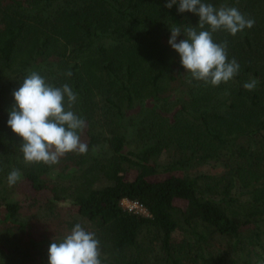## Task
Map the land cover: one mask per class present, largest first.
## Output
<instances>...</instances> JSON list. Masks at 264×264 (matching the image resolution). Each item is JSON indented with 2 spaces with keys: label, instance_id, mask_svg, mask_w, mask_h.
Returning <instances> with one entry per match:
<instances>
[{
  "label": "trees",
  "instance_id": "16d2710c",
  "mask_svg": "<svg viewBox=\"0 0 264 264\" xmlns=\"http://www.w3.org/2000/svg\"><path fill=\"white\" fill-rule=\"evenodd\" d=\"M168 2L0 0V264H48L51 241L77 223L95 233L102 264H264V0H202L255 21L235 36L212 34L239 64L219 86L183 80L179 54L160 44L170 27L181 28L179 41L199 23ZM31 72L77 94L72 110L86 121L85 154L66 153L54 165L25 162L7 120L13 91ZM164 77L186 84L173 102L159 97ZM252 79L258 83L248 91ZM145 89L150 114L136 131L138 145L124 151L121 106L130 108ZM204 166L215 173H200ZM13 169L21 180L9 186ZM15 186L51 214L69 201L73 216L59 223L54 213L48 234L38 231L11 198ZM123 198L148 217L123 210Z\"/></svg>",
  "mask_w": 264,
  "mask_h": 264
},
{
  "label": "clouds",
  "instance_id": "9594fccd",
  "mask_svg": "<svg viewBox=\"0 0 264 264\" xmlns=\"http://www.w3.org/2000/svg\"><path fill=\"white\" fill-rule=\"evenodd\" d=\"M177 4L180 13L190 12L199 17L198 26L185 28L186 38L179 42L181 28L170 27L168 43L179 54L186 73L212 86L232 80L239 72V64L234 58L228 60L227 42H214L212 34L224 30L235 36L245 28L251 29L254 19L246 18L235 7L222 5L216 8L202 0H169L165 7L171 9ZM205 25L210 30H204ZM67 75L71 76V72ZM257 83L252 79L243 87L252 91ZM12 95L15 106L9 112L7 126L22 138L20 149L25 162L54 165L66 153L87 152L88 146L81 142L79 134L86 121L72 110L77 94L68 84L56 87L39 73L31 72ZM20 180L18 169H13L7 176L9 186ZM100 256L95 233L77 223L63 239L51 241L48 264H102Z\"/></svg>",
  "mask_w": 264,
  "mask_h": 264
},
{
  "label": "rangeland",
  "instance_id": "374dc122",
  "mask_svg": "<svg viewBox=\"0 0 264 264\" xmlns=\"http://www.w3.org/2000/svg\"><path fill=\"white\" fill-rule=\"evenodd\" d=\"M170 38H160V44L163 45L168 51L171 53H175V51L171 48L168 41ZM177 42H179L177 40ZM175 76L174 74L172 75ZM191 78V75L186 73L184 74L183 80ZM186 87V84H182L177 79H169L167 77H164L162 80L158 82V94L159 97L162 100L166 101H175L178 97H181L183 94V91ZM154 103V102H153ZM152 104V101L149 96L148 89H145L142 91L139 95V97H133L132 106L130 108H126L123 104L121 106L122 111L124 112V118L119 123L118 131L123 135L125 141H126V147L124 148V151H127L128 149H132L139 143V138L136 136V131L138 132V129L140 127V123L142 122V118L146 117L148 114H150V105ZM165 115V113L163 114ZM169 114H166L168 116ZM97 128H95V131ZM81 142L87 144L88 138L85 134V132L80 133ZM167 154H162L159 158V163H165L167 161ZM200 173H207V174H214L215 171L212 170L209 167H202L198 169ZM133 174V171H127L125 174L126 178H129ZM19 188H16V186L12 189L11 198L14 200L20 202L22 204V210H21V216L24 221H26L28 224L34 225L38 231L43 232L44 234H48L46 230L48 231L49 228L48 223L53 217L54 213H57L56 219L54 221H59V223H63L60 221H70V217L73 216L70 212V202L65 201L62 203H59V208L56 209L52 214L50 212H46L43 208H40L38 204L32 205L30 199H26V197L22 194L24 191L26 194L33 195V192L28 190L25 186H22L20 191H18ZM46 192H43L41 194H45ZM177 205L182 206L183 204L181 202L176 201ZM2 216V211L0 209V219ZM58 233L64 235L65 230L60 229L56 230ZM50 233V232H49ZM181 237V234L179 231H175L172 234V240L177 241Z\"/></svg>",
  "mask_w": 264,
  "mask_h": 264
},
{
  "label": "built area",
  "instance_id": "2783aa9c",
  "mask_svg": "<svg viewBox=\"0 0 264 264\" xmlns=\"http://www.w3.org/2000/svg\"><path fill=\"white\" fill-rule=\"evenodd\" d=\"M120 207L128 213L137 214L143 217H148V214L140 203L136 201H131L126 198H123L119 202Z\"/></svg>",
  "mask_w": 264,
  "mask_h": 264
}]
</instances>
